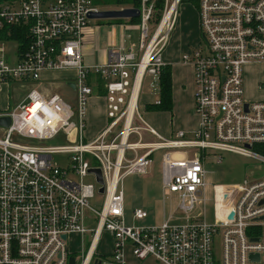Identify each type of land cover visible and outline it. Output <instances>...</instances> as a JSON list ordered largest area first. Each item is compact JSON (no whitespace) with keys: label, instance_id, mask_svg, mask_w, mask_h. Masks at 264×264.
Returning a JSON list of instances; mask_svg holds the SVG:
<instances>
[{"label":"built area","instance_id":"2783aa9c","mask_svg":"<svg viewBox=\"0 0 264 264\" xmlns=\"http://www.w3.org/2000/svg\"><path fill=\"white\" fill-rule=\"evenodd\" d=\"M155 1L141 0L138 44L129 32L108 51L107 63L88 67L82 41L90 15L102 11L99 0H0V119H11L10 126L0 125V264H70L71 257L78 264L69 238L86 233L93 236L80 264H264V178L218 188L215 224L189 217L206 204L208 153L219 163L234 153L264 166V101L246 99L245 79L250 62H264V0L196 1L205 47L183 55L194 68L199 126L192 138L182 131L166 138L140 112L146 84L160 104L163 53L183 0H164L165 14L148 36ZM69 70L76 72L74 104L37 89L20 99L43 73ZM100 89L108 123L86 140L89 101ZM61 137L66 145L49 144ZM161 150L167 151L163 189L179 196L189 221L127 227L124 180L146 174ZM179 151H195V157L177 158ZM55 155H65L70 166L61 167ZM92 169L100 170L103 184ZM70 171L81 181L70 179ZM89 175L95 184L83 182ZM96 194L104 195L100 211L90 206ZM88 210L98 215L94 230L86 227ZM134 218L145 220L148 212L136 209ZM104 231L113 233L109 258L97 254Z\"/></svg>","mask_w":264,"mask_h":264},{"label":"rangeland","instance_id":"374dc122","mask_svg":"<svg viewBox=\"0 0 264 264\" xmlns=\"http://www.w3.org/2000/svg\"><path fill=\"white\" fill-rule=\"evenodd\" d=\"M157 1V0H156ZM155 1V5H156ZM184 4H188L194 13L197 11V2L190 0H183L178 9L183 7ZM100 9L103 11H107L106 6H100ZM116 10V9H114ZM119 10V9H118ZM165 14V7L161 11L156 13V17L154 15L153 22L149 24V33L148 36H151L156 23H158ZM179 18V16H178ZM178 20V19H177ZM108 21L104 20L103 22ZM95 20L92 22L93 25H96ZM112 25L103 24V26L112 27L113 25L118 26L119 28L115 30L112 27L110 34L116 40H120L121 38L126 39L127 34L129 32H134L135 28L127 29L122 28V25L127 26L123 20L118 22L111 21ZM119 23V24H114ZM123 23V24H122ZM134 29V30H133ZM138 29V28H137ZM104 38L108 37L107 32L103 35ZM148 40V39H147ZM121 43V42H120ZM205 47V44H204ZM106 49L107 51L110 49H114L116 47H112L109 44H105L102 46V49ZM61 72H51L46 73L42 76V79L37 82H31L26 85L25 91L22 93L21 100L24 96L29 93L32 89H38L41 92L55 94L58 93L62 95L66 100H69L74 104L72 98L75 96V93L68 85V82L64 79ZM50 77V82L42 81ZM245 79H246V68H245ZM264 82V75L262 79ZM47 84V86H46ZM248 88V87H247ZM253 93H257L259 96H264V89L260 91L257 88V85L253 87ZM151 90L148 88L146 84L142 97L140 100V112L143 116V119L150 125L149 119V110L145 109L144 100L151 98L152 96ZM11 101H14V92L13 89L10 91ZM19 101L15 100L17 104ZM7 101L5 102V104ZM149 121V122H148ZM90 126V125H89ZM152 126V125H150ZM86 140H92L93 136L90 130L86 131ZM0 139H3V134L0 132ZM52 146H61L66 145V141L64 137H61L57 140H53L49 142ZM167 151L161 150L156 151L152 156V164L148 169L146 174H133L129 175L124 180V194L125 199L127 201V207L131 209L130 212H127L125 215V224L127 227H153L161 225L164 221L169 220L171 225H183L188 223L187 215L182 213L180 210V199L177 194H172L170 196H164L163 189V172H162V162L163 155ZM209 155L205 161V171H206V204L201 206L197 205L195 210L189 215L190 218H199L205 217L206 221L213 225L216 223V209L218 206V200L220 197L217 189L224 187H232L239 186L243 184L246 179L253 180L256 176L264 175V166L258 163L256 160L249 159L234 153H226L222 155V161L217 162V155L214 153H208ZM195 157V153L190 152V158L193 159ZM54 161L58 162L61 167L67 169L70 166L68 159L65 155H55ZM70 179L75 181H81L80 177L75 174V172L70 171L69 176ZM84 183L95 184V178L92 175L87 176L83 179ZM104 202V195L96 194L95 198L90 199V206L100 211L102 209ZM142 206L147 212H149V218L145 220H136L134 218V210L136 207ZM98 223V215L93 213L91 210H88L86 213V227L90 230H94L97 227ZM92 233L81 234L80 236L72 235L69 238L68 247L71 252H74L76 260L78 264L83 259V256L87 253L92 240ZM112 244H113V233L104 231L100 241L97 246V254L105 255V258H109L108 255L112 252ZM215 251L218 258H221V240L217 239L215 243ZM133 260V259H132ZM146 264H157L154 259H150Z\"/></svg>","mask_w":264,"mask_h":264},{"label":"crops","instance_id":"0c3cea01","mask_svg":"<svg viewBox=\"0 0 264 264\" xmlns=\"http://www.w3.org/2000/svg\"><path fill=\"white\" fill-rule=\"evenodd\" d=\"M179 18L177 25L171 34L169 44L163 53V59L166 64V68H170L172 76V97L173 108L172 112L168 111H155L149 110L150 125L162 136L166 138H175L179 131L185 132L187 138H192L195 131L199 126V119L195 113V83H194V68L191 64L183 61V55L192 49L199 46H204L202 38L200 19L198 7L197 11L191 10L188 4H184L179 10ZM96 25L90 23L86 29V33L83 37V53L84 61L88 67H94L96 65L105 64L108 62V51L102 49V46L106 43L112 47L119 48L124 42V36L120 40H116L112 34H110L112 27L117 30L119 27L113 25L112 27L103 26V24L112 25L111 21L95 20ZM118 22L120 20H112ZM125 23H129V20H123ZM139 23V22H138ZM137 24H133L134 30V43L138 44L140 40V31L137 29ZM119 24V23H114ZM123 24V23H122ZM124 28V25H122ZM110 31V32H109ZM108 34V37L104 38V33ZM121 42V43H120ZM127 45V43H126ZM128 49L129 44L127 45ZM115 49V48H114ZM51 73L45 72L43 73ZM64 79L68 82V85L74 91L73 83L75 81L76 72L74 70L61 72ZM264 75V62H250L246 67V99L248 101H264V96H259L257 93H253V87L257 85V88L262 91L264 89V82L262 76ZM42 81L50 82V77L43 79ZM47 86V84H46ZM248 87V88H247ZM38 90V89H37ZM100 92V93H99ZM98 94H94L89 101V115L87 122V130H90L93 138H95L107 125V104L104 94L100 91ZM43 93V92H42ZM45 95H52L45 93ZM58 94V93H55ZM151 95V94H150ZM151 98L144 100L145 109L149 104H153L157 97L151 95ZM76 94L72 98L75 103ZM90 125V126H89ZM190 152L192 151H179L175 154L177 158H190ZM195 152V151H193ZM255 178H264V175L256 176ZM172 195L169 192L164 191V196ZM136 209H143L142 206L136 207ZM135 209V210H136ZM134 210V211H135ZM131 209L127 207V201L125 199V215L130 212ZM149 218V212H148ZM80 236V235H75Z\"/></svg>","mask_w":264,"mask_h":264},{"label":"trees","instance_id":"16d2710c","mask_svg":"<svg viewBox=\"0 0 264 264\" xmlns=\"http://www.w3.org/2000/svg\"><path fill=\"white\" fill-rule=\"evenodd\" d=\"M192 1V0H190ZM196 2V1H195ZM101 6H106L107 10H118L126 8H139L141 0H99ZM164 7V0H157L155 5V17L158 11H161ZM122 21V20H120ZM131 24H137L139 19L129 20ZM161 93H160V104H149L146 106L147 110L157 111H168L172 112L173 108V97H172V76L170 68H164L161 76Z\"/></svg>","mask_w":264,"mask_h":264},{"label":"water","instance_id":"95a60500","mask_svg":"<svg viewBox=\"0 0 264 264\" xmlns=\"http://www.w3.org/2000/svg\"><path fill=\"white\" fill-rule=\"evenodd\" d=\"M192 1H197V0H192ZM141 16L140 10L138 8H126V9H119V10H107V11H99L98 13H92L90 15L91 20H132V19H139ZM248 106L246 105V109ZM11 124V119L10 118H1L0 119V125L4 126H10ZM91 173H95L98 176V182L100 184H103V178L100 170H95L92 169L90 171ZM104 189H100V193H103ZM234 214L231 215L230 219H233ZM64 239L66 240L67 237L64 236ZM252 260H259V256L252 255L251 256ZM75 258L71 257L70 258V264H75Z\"/></svg>","mask_w":264,"mask_h":264}]
</instances>
